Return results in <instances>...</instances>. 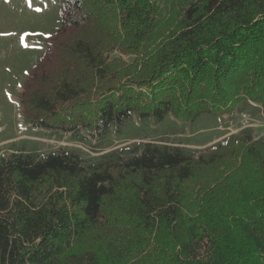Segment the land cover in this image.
Returning a JSON list of instances; mask_svg holds the SVG:
<instances>
[{
	"label": "trees",
	"instance_id": "1",
	"mask_svg": "<svg viewBox=\"0 0 264 264\" xmlns=\"http://www.w3.org/2000/svg\"><path fill=\"white\" fill-rule=\"evenodd\" d=\"M57 3L19 96L33 127L86 145L133 113L264 110V0ZM182 143L0 155V264H264V137Z\"/></svg>",
	"mask_w": 264,
	"mask_h": 264
},
{
	"label": "rangeland",
	"instance_id": "2",
	"mask_svg": "<svg viewBox=\"0 0 264 264\" xmlns=\"http://www.w3.org/2000/svg\"><path fill=\"white\" fill-rule=\"evenodd\" d=\"M59 23L57 0H0V155L24 144L35 147L40 157L71 148L81 149L88 157L151 140L183 142L193 149H203L245 127L254 137H264V110L248 106L230 114L202 113L194 120L167 114L154 121L133 113L123 122L112 124L105 135L90 138L86 145L73 140L70 132L33 127L23 116L19 96L46 45V37ZM109 55L120 53L112 51ZM123 57L130 61L133 55ZM219 134L222 136L213 138ZM186 140L196 144H184Z\"/></svg>",
	"mask_w": 264,
	"mask_h": 264
},
{
	"label": "crops",
	"instance_id": "3",
	"mask_svg": "<svg viewBox=\"0 0 264 264\" xmlns=\"http://www.w3.org/2000/svg\"><path fill=\"white\" fill-rule=\"evenodd\" d=\"M219 130H220V129H219ZM220 136H222V135L219 134V135H217V136H214L213 138H215V137H220ZM213 138H212V139H213ZM212 139H211V141H212Z\"/></svg>",
	"mask_w": 264,
	"mask_h": 264
}]
</instances>
